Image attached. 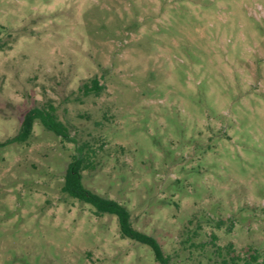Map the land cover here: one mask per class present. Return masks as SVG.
<instances>
[{"label":"rangeland","instance_id":"374dc122","mask_svg":"<svg viewBox=\"0 0 264 264\" xmlns=\"http://www.w3.org/2000/svg\"><path fill=\"white\" fill-rule=\"evenodd\" d=\"M0 45V142L49 106L69 136L0 147V264H158L62 191L77 148L173 264L264 255V0H0Z\"/></svg>","mask_w":264,"mask_h":264},{"label":"trees","instance_id":"16d2710c","mask_svg":"<svg viewBox=\"0 0 264 264\" xmlns=\"http://www.w3.org/2000/svg\"><path fill=\"white\" fill-rule=\"evenodd\" d=\"M1 49L2 45H0ZM83 87L86 94L93 92L95 95H98L103 88L97 78L86 82ZM37 120L46 130L51 131L60 137L61 140L69 141L67 127L57 118L54 113V108L49 106V108H33L28 111L22 119L19 132L5 142H0V147L9 142H25L32 132L34 122ZM77 150L79 155H73L67 165L62 191L71 197L91 204L95 209L96 215H101L105 212L116 215L122 237L149 246L158 264H173L170 256L163 253L161 246L152 235L146 234L133 226L130 212L123 204L116 200L103 197L84 187L81 181V171L93 165L91 164V155L93 152L91 154L86 152L83 156L81 150L79 148ZM219 222L223 223L222 220H219ZM214 245L220 255L222 264H264V255L255 248H248L241 254L231 244L225 247Z\"/></svg>","mask_w":264,"mask_h":264}]
</instances>
